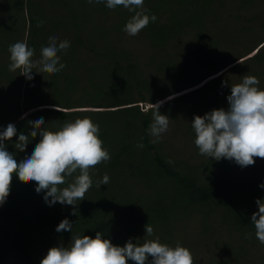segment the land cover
I'll use <instances>...</instances> for the list:
<instances>
[{
    "label": "trees",
    "instance_id": "16d2710c",
    "mask_svg": "<svg viewBox=\"0 0 264 264\" xmlns=\"http://www.w3.org/2000/svg\"><path fill=\"white\" fill-rule=\"evenodd\" d=\"M20 3V27L0 24V97L6 90L12 95L13 88L26 102L11 121L30 134L36 116L46 122L38 127L53 131L89 117L99 124L110 160L90 168L93 184L75 206H49L35 181L14 173L0 203V264H40L42 243L67 246L73 234L94 238L100 231L119 246L129 239L142 243L154 239L146 235V224L162 227L172 244L173 227L191 217L200 219L206 240L218 237L208 264L248 263V245L257 242L251 215L258 211L256 200L264 199L259 187L264 158L241 167L201 155L191 121L212 105L226 109L231 85L245 75L256 76L264 89V0H144L139 10L157 20L135 36L123 30L133 13L122 6L109 9L87 0ZM52 32L70 41V48L58 53L66 65L62 71L50 73L39 63L32 65L38 72L31 76L9 71V45L26 40L36 60ZM139 49L146 58L140 59ZM162 100L159 111L184 128L187 143L203 156L197 161L176 158L164 140L151 142L149 106ZM40 138L29 135L21 148L13 133L5 143L24 157ZM104 174L109 183L99 187ZM64 218L73 230L55 231ZM224 236L228 241L220 244Z\"/></svg>",
    "mask_w": 264,
    "mask_h": 264
},
{
    "label": "clouds",
    "instance_id": "9594fccd",
    "mask_svg": "<svg viewBox=\"0 0 264 264\" xmlns=\"http://www.w3.org/2000/svg\"><path fill=\"white\" fill-rule=\"evenodd\" d=\"M87 3H103L109 9L122 6L133 13L124 26L129 36L137 35L150 22H155L154 13L149 15L143 8L144 0H87ZM43 20V18H42ZM41 20V22H42ZM70 41L60 40L57 33H49L48 42L40 47V56L34 60V48L27 41H17L9 45V71L20 70L31 76L32 65L50 73H58L65 68L59 52L70 48ZM259 79L254 75H245L242 82L231 85L227 96L228 107L213 109L204 115H195L191 127L195 133L194 143L201 155L216 161L234 160L239 166L246 167L255 163V158H264V89L259 87ZM170 99V98H169ZM165 101L151 104L152 122L149 134L157 143L162 134L168 130L169 117L159 111ZM144 111H148L147 108ZM27 116V114H24ZM22 118H24L22 116ZM36 125L30 134L25 130L17 131V124L11 121L6 127L0 126V203L11 188L13 174L19 178L36 182L35 191L43 192V199L52 206L59 202L62 205H77L76 201L85 198L86 192L93 184L89 170L98 163L110 160V153L103 146L100 138L99 124L89 117L66 121L58 130H48L45 118L40 115L30 119ZM13 133L18 139L17 147H25L31 137L40 135L30 153L18 157L5 141ZM109 176L104 174L97 186L108 185ZM61 185H66L61 187ZM264 189V182L259 185ZM258 211L251 215L255 227L256 239L264 244V199H257ZM73 230V223L62 219L55 231ZM146 235H153V228L145 225ZM194 264L190 249L177 243L174 247L162 243L159 238L135 243L129 239L123 246L113 244L105 235L97 231L95 237L73 234L67 246L50 247L40 264Z\"/></svg>",
    "mask_w": 264,
    "mask_h": 264
},
{
    "label": "rangeland",
    "instance_id": "374dc122",
    "mask_svg": "<svg viewBox=\"0 0 264 264\" xmlns=\"http://www.w3.org/2000/svg\"><path fill=\"white\" fill-rule=\"evenodd\" d=\"M20 1L21 0H0V24L2 25L4 23L3 25L6 29H9V27L12 26L20 27V24L22 22V17L20 16L23 15V12L20 13V11H18L21 8ZM34 1L36 2V0H33V2ZM33 5H35V3H33ZM27 6H29V4H25L26 8ZM138 55H140V59L146 58V55L142 50L139 52ZM7 88L9 89L10 87L7 86ZM9 91H11L12 95L9 94L6 90L4 95L0 97V126L4 127L11 121L13 117H15L16 113L20 112L22 108L26 105V102L24 101V93H15L13 91V88H10ZM37 92L39 93L40 91ZM146 108H148L147 105ZM211 109L213 110L215 109V107L212 105ZM181 129L184 131L183 127H181ZM181 129L180 127H177L176 122L172 118H169L168 130L162 134L161 140L165 141L166 150L170 151L176 158L188 159L187 161L192 162L195 160L197 161V159H199V156L201 155L196 152L194 144H191V146L187 143ZM190 149L191 151L189 152ZM192 152L195 153L192 154ZM191 154L193 157H190ZM256 209L258 210V205L256 206ZM183 222L186 223L181 225L177 224L173 227L171 233L173 235L172 241L174 243L172 244H169L170 242L165 240L168 237V234L162 227H157L153 231L152 237L154 239L158 237L162 243H166L169 246L173 247L177 243L182 246L188 245L186 247H191L190 251L193 255L194 261H197L198 264H208L209 260L213 258V238L218 237H213L212 239L206 240L204 234L201 231V227L199 224L200 219L198 217H191ZM183 237L187 238L190 243L188 241H184L182 239ZM228 238V236H224L222 239H220V244L226 243V241H228ZM185 242L188 243L186 244ZM49 248L50 243H42L38 247L37 253L40 259H42L47 254ZM248 250V258L250 260L246 264H264V244H261L257 240V242L250 243L248 245ZM219 255L221 257H225L223 251H221ZM151 259L152 258L149 257L148 261H146V264H150ZM128 264H135V262L129 261Z\"/></svg>",
    "mask_w": 264,
    "mask_h": 264
}]
</instances>
